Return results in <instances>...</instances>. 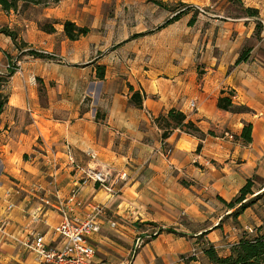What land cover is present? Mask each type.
Returning a JSON list of instances; mask_svg holds the SVG:
<instances>
[{
	"label": "crops",
	"instance_id": "crops-1",
	"mask_svg": "<svg viewBox=\"0 0 264 264\" xmlns=\"http://www.w3.org/2000/svg\"><path fill=\"white\" fill-rule=\"evenodd\" d=\"M160 1L198 11L187 10L163 25L176 12L151 0H60L6 13L0 7V26L53 57L22 55L3 88L8 98L0 115V220L10 222L0 264L31 263L11 235L22 238L38 230L59 245L50 235L58 214L37 207L27 190L34 182L51 187V159L58 160L55 184L64 192L78 182L67 166L66 144L77 164L107 172L117 191L111 195L94 183L79 188L82 199L104 203L107 217L117 221L115 227L103 221L90 240L96 259L112 264L125 260L118 253L130 256L139 235L152 237L132 255L134 264H158L157 255L178 253L185 243L180 231L220 241V221L232 211L223 201L233 200L248 179L253 190L264 182V0H240L243 7L258 9L259 36L256 18L228 13L230 0ZM53 20L90 31L69 40L62 24L52 33L38 26ZM2 42L0 66H5L7 54L20 51L8 36ZM246 46L248 59L236 64ZM30 73L37 86L29 84ZM130 87L142 95V107L130 104ZM222 91H234L233 103L250 111L220 110ZM172 108L203 136L175 129L163 139L156 119ZM245 123L253 126L248 144L239 138ZM166 146L172 149L169 159ZM89 151L97 157L90 159ZM123 171L127 177L119 179ZM8 202L14 204L11 211Z\"/></svg>",
	"mask_w": 264,
	"mask_h": 264
},
{
	"label": "built area",
	"instance_id": "built-area-1",
	"mask_svg": "<svg viewBox=\"0 0 264 264\" xmlns=\"http://www.w3.org/2000/svg\"><path fill=\"white\" fill-rule=\"evenodd\" d=\"M8 64L6 65V68ZM0 74H3L0 71ZM29 84L37 86V78L34 73L28 76ZM232 99H236V94H232ZM190 107L195 109L194 101L190 102ZM229 138H234L230 133H226ZM69 145H65L63 153L66 156L67 166L78 174V182L68 191L64 192L55 183L58 175L59 165L57 159H51L52 185L44 186L40 182L30 184L27 195L33 198L37 207L45 211H52L59 216V221L51 228L50 235L58 238L59 245H52L46 240V233L38 230H30L22 238L12 236L11 238L21 248L31 255L30 264H112L96 259V249L90 240L94 233L100 230L102 222L105 221L110 227L117 226V221L107 217L104 203L93 199H82L79 194L81 185L94 183L95 187L104 189L109 194H116L109 174L92 167H83L77 164L73 152ZM164 156L169 159L172 149L168 146L164 149ZM90 159L97 157L96 152H87ZM58 165V166H57ZM127 177L125 171L118 176L119 179ZM54 184V185H53ZM22 191V188H20ZM20 190V191H21ZM9 195V194H8ZM14 204L8 202L7 210L11 211ZM38 219L39 218H35ZM0 246L3 238L7 235L6 227L10 222L7 217L0 220ZM46 223L45 220H43ZM152 237V234L139 235L135 238L130 259H125L119 264H134L131 259L143 245Z\"/></svg>",
	"mask_w": 264,
	"mask_h": 264
},
{
	"label": "trees",
	"instance_id": "trees-1",
	"mask_svg": "<svg viewBox=\"0 0 264 264\" xmlns=\"http://www.w3.org/2000/svg\"><path fill=\"white\" fill-rule=\"evenodd\" d=\"M153 3L155 2L161 7L169 8L170 11L176 12L175 15L166 21L163 25L170 23L176 19H178L183 13L187 10L193 9L194 13L197 14L198 9H194L192 6H188L184 3H178L176 6H168L161 2L160 0H151ZM243 9L242 13L248 17L256 18V36L260 35L262 29V23L259 20V11L257 8L251 7H243L240 0H237ZM60 0H0V7L3 11H17L19 7L25 8L29 5H49L51 3H58ZM195 14L189 20V24L192 25L195 21ZM62 24L64 35L69 40H77L83 36H86L90 29L86 26H78L75 22L70 20H64L59 22L57 20L53 21H43L39 22L38 26L41 30L47 33L55 32V25ZM162 25V26H163ZM160 26V27H162ZM0 33L8 36L15 47L20 51L19 55L16 57V61L18 62L19 58L22 55H30L33 58H48L52 59V55L46 54L44 52L35 50L34 47L28 46L26 42L22 39L18 38V34L15 30L8 28L7 26L0 28ZM137 36V35H135ZM251 48L244 47L236 60V64L246 61L249 57ZM9 54H7V58ZM8 67L7 72L4 74H0V115L3 112V109L7 103V94L4 92L5 84L8 81V78L11 77L17 69L14 60L8 58ZM103 71H98V77H103ZM130 104L140 108L142 107V95L138 91H133V88L130 87ZM234 91H230L227 94H224L222 91V95L217 100V106L220 110L231 112V113H241L248 112L250 109L244 105H235L233 103L232 94ZM1 118V117H0ZM157 125L162 129V138H167L172 131L175 129H181L187 133L196 134L200 137L203 136L199 128L193 123L191 120L186 119V115L179 111L178 109H170L167 113L160 115L156 119ZM252 125L251 123H245L242 127L241 133L239 135L240 140L244 143L248 144L252 142ZM199 148V146H198ZM254 181L253 179H248L246 183L241 187L238 195L231 201L226 202L225 205L232 209L233 211L230 213L231 216L237 218L240 214H242L253 202L254 199H248L249 196L254 194L253 191ZM258 196V195H257ZM256 197V196H255ZM167 232H172L171 229H167ZM204 235L205 233H201ZM208 261L212 264H264V233L261 230L256 231L254 236L243 235L237 241L232 243L229 247V251L225 255H220L215 249L214 245L209 244L207 247L202 249Z\"/></svg>",
	"mask_w": 264,
	"mask_h": 264
},
{
	"label": "rangeland",
	"instance_id": "rangeland-1",
	"mask_svg": "<svg viewBox=\"0 0 264 264\" xmlns=\"http://www.w3.org/2000/svg\"><path fill=\"white\" fill-rule=\"evenodd\" d=\"M230 1L232 5L228 9V13L233 15L241 14L243 11L241 4L237 0ZM1 27L5 26H0V28ZM4 36V34L0 35V44H3L2 40L4 39ZM8 56L9 59L12 58V60H14V63L18 67V62L16 61L18 54L12 55L9 53ZM8 58L5 63L6 65L9 63ZM6 65L0 66V71L3 74L7 72ZM6 85L7 83L5 86ZM253 191L254 194L249 196L248 199H254V202L242 214L237 218L230 214L223 217L220 221V241L216 240L214 237H209L210 241H214L215 249L220 255L227 254L226 250L229 249L230 245H232V243L234 244V242L245 235V233L251 236H254L256 231L259 230L264 233V182H262L261 186H259V184L256 185ZM161 231L162 229H160L158 233H161ZM178 235L183 239V242H185L183 249L178 251V253L173 252L169 254L171 255V258L167 257L168 254L157 255L158 264H211L202 251L203 248L210 244V242H208L209 238L206 235L199 234L197 236H192V234L184 233L182 231H180ZM127 253V251L125 252V255H120V253H118V256L122 259H130ZM102 257L109 259L107 255H102Z\"/></svg>",
	"mask_w": 264,
	"mask_h": 264
}]
</instances>
